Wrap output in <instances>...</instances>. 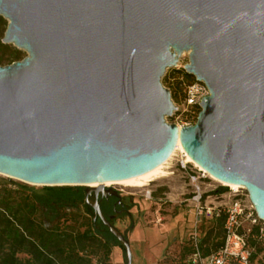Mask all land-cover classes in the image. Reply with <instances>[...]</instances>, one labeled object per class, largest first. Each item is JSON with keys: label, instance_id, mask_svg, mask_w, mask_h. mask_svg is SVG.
<instances>
[{"label": "water", "instance_id": "obj_1", "mask_svg": "<svg viewBox=\"0 0 264 264\" xmlns=\"http://www.w3.org/2000/svg\"><path fill=\"white\" fill-rule=\"evenodd\" d=\"M0 15L3 42L27 52L0 64V173L118 195L89 184L144 174L180 140L264 221V0H0ZM185 52L210 94L179 126L163 77ZM87 202L132 264L128 237Z\"/></svg>", "mask_w": 264, "mask_h": 264}, {"label": "rangeland", "instance_id": "obj_2", "mask_svg": "<svg viewBox=\"0 0 264 264\" xmlns=\"http://www.w3.org/2000/svg\"><path fill=\"white\" fill-rule=\"evenodd\" d=\"M20 50L23 57H25L27 52L23 49ZM188 62L189 53L185 52L178 65L167 69L163 77V83L170 88L172 96L174 94L173 99L177 105V109L173 115L167 117V120L180 126L194 124L198 117L192 118L191 110L193 109L185 102V87L190 80L184 76L182 70L185 69L184 66ZM174 152L167 160L168 162L166 161L161 176L159 174V177L155 180H141L142 183L137 186L105 185L120 191L123 194L124 202L129 208V213L119 215L114 220V224L129 239L132 264H189L188 259L192 250L190 247V232L195 222L194 209L187 200L192 195L194 188L189 174L199 167L193 162H188L182 150L179 149ZM201 184L204 190V201L208 202H211L217 196L216 190L226 186L225 183L210 176L205 177ZM89 186L91 185L89 184ZM82 187L85 188V186ZM0 188L16 190L26 188L43 192L46 187L44 185H32L0 173ZM149 190L151 191V198L147 199L146 192ZM229 190L230 187L226 192H229ZM71 212L72 210L69 209L66 214ZM75 212L81 217L86 214L83 207ZM45 220L47 223L51 221L47 216H45ZM216 224V216L203 218L200 226L202 247L205 246L203 241L206 233ZM249 226L248 224L245 225L242 230L247 233L248 238ZM260 226H264L263 220L262 222L259 221L258 227L260 228ZM257 237L261 240V242H258L257 247L253 246L248 240L252 254L260 248L256 257L250 260V264H264V232L262 236L257 234ZM212 251H215V249H211L210 252ZM111 262L112 264H127L126 252L120 245L113 248Z\"/></svg>", "mask_w": 264, "mask_h": 264}, {"label": "trees", "instance_id": "obj_3", "mask_svg": "<svg viewBox=\"0 0 264 264\" xmlns=\"http://www.w3.org/2000/svg\"><path fill=\"white\" fill-rule=\"evenodd\" d=\"M7 26L8 20L0 15L2 65L23 58L20 49L3 42ZM182 72L190 81L195 79L185 69ZM45 187L43 192L0 188V264H112L113 248L120 245L125 250V247L100 218L94 219L93 210L86 202L85 188ZM227 189L225 186L215 192ZM81 207L86 212L84 217L75 212ZM69 209L72 212L66 214ZM104 213L108 217L107 212ZM45 216L52 222L47 223ZM216 219V226L204 237V254L224 244L226 216L220 213ZM257 234L259 227L255 226L248 238L255 247L261 242ZM190 247L192 249L191 244ZM257 251L251 259L256 257Z\"/></svg>", "mask_w": 264, "mask_h": 264}, {"label": "built area", "instance_id": "obj_4", "mask_svg": "<svg viewBox=\"0 0 264 264\" xmlns=\"http://www.w3.org/2000/svg\"><path fill=\"white\" fill-rule=\"evenodd\" d=\"M185 102L191 107L192 118L198 116L201 110V101L210 94V89L204 81H189L185 87ZM190 125V124H189ZM180 126V125H179ZM197 169V168H196ZM210 176L205 170L198 168L190 172L189 177L193 185V193L187 200L193 207L195 213L194 226L190 232V242L193 251L188 263L191 264H250L252 250L248 243V235L242 231L245 225L249 233L255 226L259 225V217L254 204L250 199L249 192L243 186L233 188L230 185L227 190L220 192L211 202L204 201V190L202 180ZM146 198H151V191L146 192ZM224 213L226 216L224 223L225 240L222 247L209 254H204L201 245L200 226L204 217H214ZM264 226L259 228V236H262Z\"/></svg>", "mask_w": 264, "mask_h": 264}, {"label": "flooded vegetation", "instance_id": "obj_5", "mask_svg": "<svg viewBox=\"0 0 264 264\" xmlns=\"http://www.w3.org/2000/svg\"><path fill=\"white\" fill-rule=\"evenodd\" d=\"M117 192H118V195H111V194L105 193V192H103L101 190L99 192L92 191L90 193V195H87V193H86V202H87L88 198L90 200H92V201L98 200L103 214L105 215L104 211H106L108 217L106 215H105V217L108 218L114 224V220L119 215L128 214L129 213V208L127 207V204L123 200V194L120 191H118V190H117ZM87 204L93 210L94 219L100 218L99 215H97V217L95 218V209H94V207L92 205H90L88 202H87Z\"/></svg>", "mask_w": 264, "mask_h": 264}, {"label": "bare ground", "instance_id": "obj_6", "mask_svg": "<svg viewBox=\"0 0 264 264\" xmlns=\"http://www.w3.org/2000/svg\"><path fill=\"white\" fill-rule=\"evenodd\" d=\"M182 150L186 157H187V161L188 162H193L195 163L199 168L205 170L204 168H202L199 164H197L188 154L187 152L185 151V149L183 148L180 140L178 141V144H177V147L175 149V151L177 150ZM175 153V152H174ZM168 162V161H167ZM167 162H164L163 164L159 165L158 167L144 173V174H141V175H138V176H134V177H131V178H127V179H124V180H119V181H105V182H94V183H91L90 185L91 186H96V185H100V184H104V185H107V184H124V185H127V186H137L139 184L142 183L141 180H144V181H150V180H155L156 178L159 177V174L161 176V173L163 172V168L165 166V164ZM206 171V170H205ZM207 172V171H206ZM210 177H213L215 180L217 181H220L219 179H217L216 177H214L213 175H211L209 173ZM222 182V181H220ZM222 183H225V182H222ZM225 184H228V183H225ZM230 185L231 187L233 188H237L239 187V185H236V184H228Z\"/></svg>", "mask_w": 264, "mask_h": 264}]
</instances>
